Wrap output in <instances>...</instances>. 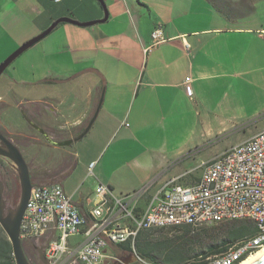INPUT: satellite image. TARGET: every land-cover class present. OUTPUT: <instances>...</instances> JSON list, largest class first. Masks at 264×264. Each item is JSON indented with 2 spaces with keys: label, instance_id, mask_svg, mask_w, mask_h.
Masks as SVG:
<instances>
[{
  "label": "crops",
  "instance_id": "crops-1",
  "mask_svg": "<svg viewBox=\"0 0 264 264\" xmlns=\"http://www.w3.org/2000/svg\"><path fill=\"white\" fill-rule=\"evenodd\" d=\"M84 1L0 0V62L59 16L81 21L104 16L103 5L94 0H87L84 16L78 15L75 10ZM105 1L106 21L71 25L64 29L61 47L48 41L37 51L41 62L32 64L34 77L18 83L28 85L27 95L9 91L1 98L3 120L11 115L9 107L25 111L51 128L55 140H67L85 129L104 94L81 139L67 146L47 145L35 133L37 145L25 150L39 170L35 180L61 181L85 215L100 198V183L116 194L153 180L154 190L174 177L191 184L201 169L182 171L180 162L253 126L248 135L202 161L207 162L264 129V123L257 124L264 117V0H254L238 13H222L211 0ZM159 24L168 40L145 58L143 45ZM63 153L70 158L62 161ZM76 170L93 177L92 194L66 185Z\"/></svg>",
  "mask_w": 264,
  "mask_h": 264
},
{
  "label": "built area",
  "instance_id": "built-area-1",
  "mask_svg": "<svg viewBox=\"0 0 264 264\" xmlns=\"http://www.w3.org/2000/svg\"><path fill=\"white\" fill-rule=\"evenodd\" d=\"M150 35V42L143 45L145 58L154 47L168 40L160 24ZM183 43L188 50L190 44L185 39ZM95 163L89 165L90 174ZM199 168L201 175L194 183L183 184L180 177H174L154 190L155 180L125 194H116L109 185L100 183L96 187L100 198L86 215L63 185L36 184L21 221L20 237L23 242L38 246L56 229L45 250L49 264H104L109 259L123 261L108 251L127 241L134 243L144 227L190 225L200 229L245 219L254 224V235L217 253L218 261L186 263L239 264L242 257L264 246V129ZM78 234L83 237L81 241L71 242L70 237ZM123 264L159 263L135 251L133 260Z\"/></svg>",
  "mask_w": 264,
  "mask_h": 264
},
{
  "label": "rangeland",
  "instance_id": "rangeland-1",
  "mask_svg": "<svg viewBox=\"0 0 264 264\" xmlns=\"http://www.w3.org/2000/svg\"><path fill=\"white\" fill-rule=\"evenodd\" d=\"M68 1L73 3V4L79 3V0H68ZM94 1H97L100 3L99 0H94ZM133 1L136 4L139 3L138 0H133ZM147 1L152 2L153 0H147ZM216 1L221 2L223 4L225 2L228 3L229 7H231V10H233V12L238 13V12H240L241 8H244V9H245V7L247 8L250 5V3L253 2L254 0H216ZM80 4H81V6L79 8H77L75 10V12L80 16H84L86 13V7L88 5L87 0H85L83 3H80ZM105 4H106L107 10L109 12L108 4L106 1H105ZM143 13H145L144 15H146L147 18L149 17V12L147 10H144ZM104 15H105V11H104ZM63 16H67V15H63ZM59 17H62V16H59ZM59 17H57V18H59ZM27 23H28V21L26 20L23 24H27ZM71 25L74 27H80L77 24L75 25V24H72L70 22H62V24H60V26L58 28L54 29L49 35H47L45 38H43L42 40H40L39 42L34 44L32 47L27 49L25 52H23L20 56H18L5 69V71L0 76V126L2 128H4L5 130H7L10 134L17 135V132H19V133L31 135V134H35L37 132L28 125L29 122L26 120L23 111L19 112V110L17 111L16 109H14L12 107H9V109H8V112H10L11 115H8L6 117V119L4 118V120H3V117H1V113L5 112L6 107L4 106V102L1 101V98H3L6 95V93L9 91L12 93H15L17 91L18 93H21L24 95L28 94V89H29V87H27L28 85L20 86L18 83H20L21 81H23L25 79L31 80L32 77H34V75L32 74L33 73L32 64L33 63L39 64V62H41L40 61L41 56H39V55H41V53H39V52H40L42 45H44V43H46L48 41H52V43H54L56 46L61 47L64 43V37H65L64 29L67 27H71ZM100 25H105V24L101 23ZM36 35H34V36H36ZM34 36H32V37H34ZM32 37H30V38H32ZM30 38H28V39H30ZM27 40H25V41H27ZM25 41H23L22 43L17 45V47H15L11 52H9L3 58V60L9 54H11L15 49H17L21 44H23ZM9 48H11V47H9ZM38 50H39V52L37 53ZM262 123H264V117L257 121V124H262ZM252 127L253 126H250L246 130H243V131H240L237 133H231V134L223 137L221 140L214 143L208 150L199 151V152L195 153L194 156H191L190 158L180 162V164L178 165L177 168H181L180 170H182V171H185V170L194 171V172L200 171L201 168H199V166L201 164H203L202 163L203 160H207V159L212 158L215 153L220 152L226 146H229L230 144L235 143L238 140V138L248 135L249 131L252 129ZM17 136H19V134ZM111 147H113V146H111ZM24 157L26 160L28 158L31 159L29 156L27 157L26 155H24ZM1 167L2 168L9 167V169H10L9 174H7V173L4 174L7 178V181H8V193L6 194V196L10 200V202L12 203L11 207L14 208L19 201L20 193H21V187H20V180H19L18 172H17L14 164L10 163L6 159L1 164ZM92 178L93 177H88L87 174H85L79 170H76L74 172L73 176L70 177L66 181V185L68 186L70 183H73L74 187L79 188V190H80V188H83L84 190H86L87 194H92V192L95 190ZM213 225H215V224H213ZM208 227H210V226H208ZM155 236L160 237V234L157 233V234H155ZM170 237H175V235L171 234ZM206 237L209 238L208 236H206ZM82 238H83L82 235L78 234L76 236L70 237V241L71 242L81 241ZM130 243L133 246L135 241H134V243H133V241H130ZM144 246L146 249L154 251V252H156V254H159L158 251H165V250L169 249L170 243L167 241H162L161 243H158V244L145 243ZM172 252L173 253H180L181 248L174 247L172 249ZM108 253H110V255H113V256H119L121 258L125 257V258L131 259V258H133L135 250L125 251V250L119 249L118 247H112L108 251ZM128 255H130V256L127 257ZM34 261L37 262L36 260H34ZM112 263H113V261L111 259L106 260L104 262V264H112Z\"/></svg>",
  "mask_w": 264,
  "mask_h": 264
},
{
  "label": "trees",
  "instance_id": "trees-1",
  "mask_svg": "<svg viewBox=\"0 0 264 264\" xmlns=\"http://www.w3.org/2000/svg\"><path fill=\"white\" fill-rule=\"evenodd\" d=\"M211 1L222 13L233 11L226 2L223 4L216 0ZM157 233L160 234V237L155 236ZM255 233L256 229L254 224L245 219L219 222L210 227L207 226L200 229H194L190 225L144 227L135 236L133 246L130 241L117 246L119 249L125 251L135 250L137 253L159 264H186L192 261L204 260L208 256L225 251L239 239L245 236H252ZM171 234L175 235V237H170ZM162 241L169 242L170 247L165 251H158L159 254L146 249L144 246L145 243L158 244ZM174 247L181 248V252L173 253L172 249ZM246 257H242L241 261ZM29 259L34 264H38L30 257ZM0 264H16L11 242L1 225Z\"/></svg>",
  "mask_w": 264,
  "mask_h": 264
},
{
  "label": "water",
  "instance_id": "water-1",
  "mask_svg": "<svg viewBox=\"0 0 264 264\" xmlns=\"http://www.w3.org/2000/svg\"><path fill=\"white\" fill-rule=\"evenodd\" d=\"M105 11V15L102 18L99 19H93V20H87V21H81L79 19L70 17V16H62L59 18H56L46 29H44L42 32L37 34L36 36L28 39L23 44H21L17 49H15L11 54H9L1 63H0V76L5 71V69L23 52H25L27 49L32 47L34 44L45 38L47 35H49L60 23L62 22H71L73 24L77 25H92L98 22H104L109 17V12L107 10V6L105 4L104 0H99ZM104 94L102 93L100 102L96 108V111L94 115L92 116L91 120L89 121L88 125L85 127V129L76 137L72 139L67 140H55L52 138L49 133L38 123L33 121V119L25 112L23 111L26 120L36 129H38L48 140L49 143L59 145V146H67L73 143V141H77L81 139L83 136L87 134V132L90 130L91 126L93 125L100 107L101 103L103 101ZM0 156L7 158L10 160L14 166L16 167V170L18 172L19 180H20V187H21V193L20 198L17 203V205L12 207L6 208V200L4 196L5 191V184L3 180L0 178V225L7 234L13 250V255L15 258L16 264H34L33 261H31L26 253V250L24 248L23 241L20 237V226L21 221L23 218V215L25 213L27 202L31 195L32 188L38 184V185H52V184H61V181H49V182H39L32 178L30 166L28 161L25 159L23 152L21 149L13 143L5 134H3L0 131ZM56 229H54L48 238L46 239V244L37 248L38 250V260L37 263L39 264H49V262L46 259L45 256V250L47 247V244L51 241ZM133 260V258H125L123 261L115 260L112 264H123V263H129ZM251 264H264V254H262L258 259H256Z\"/></svg>",
  "mask_w": 264,
  "mask_h": 264
},
{
  "label": "flooded vegetation",
  "instance_id": "flooded-vegetation-1",
  "mask_svg": "<svg viewBox=\"0 0 264 264\" xmlns=\"http://www.w3.org/2000/svg\"><path fill=\"white\" fill-rule=\"evenodd\" d=\"M28 125L31 128H33L38 134H40V136L43 139V141H44L45 144H47V145L50 144L48 142V140L46 139V137L38 129H36L35 127H33L30 123ZM39 125H41V124H39ZM41 126L49 133V135L52 138H54V139L56 138L55 133H54V131L51 128H48V127L43 126V125H41ZM0 131L3 134H5L7 136V138H9L11 141H13V143H15L21 149V151L23 152L24 155H25V150H26L27 147H30V146H33V145H37V140L35 139L34 134L29 135V134H23V133L17 132V135L19 134V136L12 135L7 130H5L4 128H2L1 126H0ZM59 158L62 161H65V160L69 159L70 157H69L68 154L63 153V154H60L59 155ZM5 159L8 160L7 158L0 156V178L3 180V182L5 184L4 196L6 198L5 199L6 200V208L7 207L9 208V207L12 206V203L10 202V200L6 196V194L8 193V181H7V178H6V176L4 174H6V173L9 174L10 173V169H9V167H6V168H2L1 167V164L4 162ZM8 161L10 163H12L10 160H8ZM27 161H28L29 166H30V171H31L32 178L35 180L39 170L37 168L35 169L34 167H32L31 159H27ZM60 167H63V165H61ZM23 244H24V248H25L26 253L28 254V256L31 259L37 261L38 260V258H37L38 257V250H37V248L45 245L46 244V241H44L41 245H38V246H34V245H32L31 243H29L27 241L26 242H23ZM129 256L130 255H128L127 257H129ZM123 259H125V257Z\"/></svg>",
  "mask_w": 264,
  "mask_h": 264
},
{
  "label": "bare ground",
  "instance_id": "bare-ground-1",
  "mask_svg": "<svg viewBox=\"0 0 264 264\" xmlns=\"http://www.w3.org/2000/svg\"><path fill=\"white\" fill-rule=\"evenodd\" d=\"M262 254H264V246L261 248H258V250L248 257H246L243 261H241L239 264H251L253 263L256 259H258ZM206 261H218V254L208 256L206 258Z\"/></svg>",
  "mask_w": 264,
  "mask_h": 264
}]
</instances>
